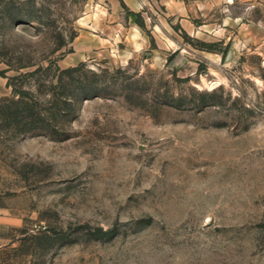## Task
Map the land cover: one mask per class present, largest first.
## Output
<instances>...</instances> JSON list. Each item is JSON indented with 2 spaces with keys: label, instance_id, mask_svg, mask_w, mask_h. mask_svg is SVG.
Returning <instances> with one entry per match:
<instances>
[{
  "label": "rangeland",
  "instance_id": "1",
  "mask_svg": "<svg viewBox=\"0 0 264 264\" xmlns=\"http://www.w3.org/2000/svg\"><path fill=\"white\" fill-rule=\"evenodd\" d=\"M0 264H264V0H0Z\"/></svg>",
  "mask_w": 264,
  "mask_h": 264
}]
</instances>
